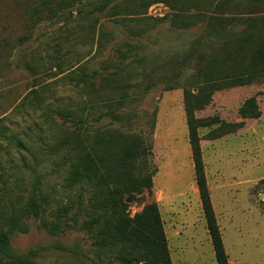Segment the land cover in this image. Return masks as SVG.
Masks as SVG:
<instances>
[{
  "label": "rangeland",
  "instance_id": "obj_1",
  "mask_svg": "<svg viewBox=\"0 0 264 264\" xmlns=\"http://www.w3.org/2000/svg\"><path fill=\"white\" fill-rule=\"evenodd\" d=\"M258 9L264 11V0ZM169 12L163 2L148 9L152 16ZM78 20V15L68 23L64 18L43 20L27 31L26 18L13 1L0 0V236L8 233L13 253L0 254V264H99L109 259L122 264L117 251L102 253L93 245L83 224L88 216L78 208L83 187L68 186L66 180L74 142L63 139L73 138L74 131L87 138L99 126L135 132L151 143L150 169H156L152 194L145 190L129 209L134 215L147 203H159L172 264H218L197 184L184 102L183 84L194 72L184 59L185 50L194 43L203 48L211 43L204 37L203 24L173 29L166 21L151 25L137 38L116 33L99 47L96 41L84 43ZM105 21L112 27L111 20ZM26 32L29 38L20 43ZM125 40L137 46L128 50ZM58 60L78 79L83 66L90 75L99 73L84 81L55 76ZM117 69L119 85L110 93L111 84L103 75ZM173 82L180 84L168 88ZM122 92L126 97L119 111L124 118L104 115ZM251 97L257 101L259 117L241 113ZM194 115L238 124L218 138L209 133L219 122L199 128L206 179L229 259L264 264V76L215 91L211 102ZM35 191L49 197L42 217L23 207ZM12 203L18 211L13 212ZM62 205L74 206L69 216L77 211L78 222L51 233L42 221L52 219ZM12 215L20 225L14 230Z\"/></svg>",
  "mask_w": 264,
  "mask_h": 264
},
{
  "label": "trees",
  "instance_id": "obj_2",
  "mask_svg": "<svg viewBox=\"0 0 264 264\" xmlns=\"http://www.w3.org/2000/svg\"><path fill=\"white\" fill-rule=\"evenodd\" d=\"M12 1L26 18L27 31L43 20L64 18L68 23L78 15L77 26L83 33L84 43L96 41L99 47H105L116 33L137 38L148 33L151 25L166 21L173 29H191L203 24L202 32L205 38L211 40L210 45L203 48L194 43L185 50L184 55V59L194 67V72L183 86L196 179L218 264H248L229 259L206 179L199 134L200 127L219 122L220 125L209 133L210 138H218L235 131L238 124L222 122L217 116L197 118L194 112L210 103L215 91L250 84L264 76V11H258L261 0H116L113 3H110L112 0ZM157 2L168 5L171 12L163 16L149 15V7ZM103 18L111 20L112 27L107 26ZM29 36L28 32L22 35L20 43ZM125 41L128 50L137 46L129 40ZM126 55V51L122 53V56ZM56 66L58 70L54 72L55 76L78 79L71 71L66 72L64 61L58 60ZM84 67L77 74L80 81L90 76L93 79L99 73L95 70L90 75ZM119 72L120 69H117L103 75L104 81L111 84L108 87L110 93L119 85L115 78ZM92 79L91 82H94ZM179 84L173 82L168 88ZM38 90L34 88L32 92L38 93ZM28 96L25 95L20 104L25 103ZM125 97L122 92L115 99V106L105 111L104 115L116 120L123 119L119 108L124 105ZM240 110L246 117H259L261 114L254 97L247 99ZM72 134L73 138L68 136L63 139L74 142L66 180L68 186L83 187L77 201L78 208L88 216L83 224L90 232L93 245L102 253L117 251L122 264H172L159 203H147L134 215L129 209L131 203L143 198L145 190L152 194L156 169H150L151 143L138 133L113 126H99L87 138L78 131ZM48 203L47 195L37 196L35 191L23 207L34 216L42 217ZM73 207L60 206L52 219L42 221L43 226L51 233L63 232L66 226L78 222L77 211L73 214L75 217L69 216ZM17 208L13 206V212L18 211ZM9 221L11 230L20 226L15 215L9 217ZM8 239V233L0 236V254L12 256ZM0 261L3 260L0 258ZM99 264L115 263L109 259Z\"/></svg>",
  "mask_w": 264,
  "mask_h": 264
}]
</instances>
